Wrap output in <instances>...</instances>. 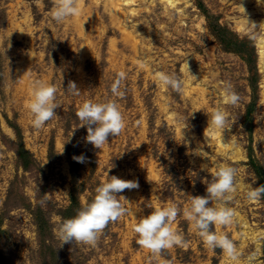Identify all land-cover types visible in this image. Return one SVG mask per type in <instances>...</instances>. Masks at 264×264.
I'll return each instance as SVG.
<instances>
[{"label":"rangeland","instance_id":"374dc122","mask_svg":"<svg viewBox=\"0 0 264 264\" xmlns=\"http://www.w3.org/2000/svg\"><path fill=\"white\" fill-rule=\"evenodd\" d=\"M56 2L0 0V264H234L204 244L182 211L187 195H207L205 180L218 166L238 168V179L253 188L264 185V48L263 40L248 37L244 22L245 15L259 27L264 3L76 0L80 15L56 24L49 15ZM223 40L247 45L250 56ZM140 61L182 76L183 93L162 87ZM119 72L126 74L125 94L114 99L126 126L97 149L86 142L87 127H79L76 112L85 100L113 98L109 88ZM35 80L58 89L57 117L39 130L27 108ZM69 81L81 97L65 94ZM225 81L241 101L225 106L230 129L223 132L207 128L205 112L220 106ZM222 139L234 141L235 151ZM199 148L207 158L196 154ZM80 155L84 163L73 159ZM107 173L138 183L116 194L131 204L122 201L134 217L110 222L95 248L77 242L61 247L54 234L57 218L74 217ZM45 194L42 207L37 201ZM167 203L181 210L171 227L189 246L153 257L137 243L133 225ZM231 207L234 223L212 230L228 235L242 258L255 252L256 264H264V199L249 202L241 190Z\"/></svg>","mask_w":264,"mask_h":264},{"label":"clouds","instance_id":"9594fccd","mask_svg":"<svg viewBox=\"0 0 264 264\" xmlns=\"http://www.w3.org/2000/svg\"><path fill=\"white\" fill-rule=\"evenodd\" d=\"M258 3H264V0H257ZM245 12V9L240 6ZM80 8L76 0H57L49 15L56 24H63L80 15ZM245 32L253 41L264 40V22L259 27L255 22H250L244 15ZM138 35H140L137 32ZM43 42L49 45V38L46 33L43 34ZM10 47V45H9ZM142 67L152 68V74L159 84L171 89L176 93H183L185 80L175 72H166L152 67L146 61L139 62ZM185 67L193 80L197 78L190 74L188 62ZM125 73H117L112 80L109 88L111 97L103 102H93L85 100L81 103L76 116L80 121L79 127H87L86 142L92 144L95 148L101 149L108 144V137L117 136L126 126L125 118L120 111L117 100L124 96L121 86L125 80ZM200 81V80H199ZM198 81V82H199ZM58 89L55 85L45 83L41 80H35L31 88V99L27 108L31 116L32 127L39 130L46 125V122L57 117L55 110L59 107L57 102ZM66 95L79 98L83 93L77 88V85L69 81ZM221 99L218 102L220 106L213 107L205 112L208 116L207 128L219 129L223 132L230 129V113L225 106H237L241 97L235 90L231 82H223L220 90ZM259 116V115H258ZM188 127L186 124L184 130ZM184 130L182 142L184 141ZM186 143V142H185ZM222 143L226 148L235 151L237 145L234 141ZM196 154L207 158L208 153L199 148ZM73 159L78 163H84V155L74 156ZM202 170L209 171L207 165H202ZM239 169L230 165L218 166L212 173L211 179L206 181V193L204 197L187 195V206L183 208V217L191 222L192 228L202 238L204 244L210 249H220L228 260L234 264H256L257 254L250 253L242 258L236 243L226 234L217 233L212 230L213 225L231 226L234 223L235 210L231 207V202L236 194L243 190L245 198L249 202H259L264 199V185L253 188L251 183L238 179ZM108 176V173H107ZM252 183H255L256 177L253 174ZM138 183L135 181L121 180L116 176H108L106 182L101 183L95 188L93 199L85 203L69 219H60V222L54 228L56 239L61 247L67 243L77 242L90 247H97L100 237L103 235L105 227L113 221L123 216H133L134 212L130 207H126L122 201L131 205L123 196L117 198V193L125 189H135ZM36 190L38 191L37 185ZM39 192V191H38ZM66 194V193H65ZM48 195L40 196L37 203L44 207L48 201ZM67 195V194H66ZM157 199H159L157 197ZM212 202V206L209 205ZM180 209L175 203L163 204L156 207L150 215L141 216L136 219L133 225V231L138 235L137 243L143 248L149 250L153 257L159 256L164 250L171 249L174 246L187 248V241L183 234L172 229L171 225L176 220ZM170 264V262H169Z\"/></svg>","mask_w":264,"mask_h":264},{"label":"trees","instance_id":"16d2710c","mask_svg":"<svg viewBox=\"0 0 264 264\" xmlns=\"http://www.w3.org/2000/svg\"><path fill=\"white\" fill-rule=\"evenodd\" d=\"M223 43L227 44V46L230 49H233L235 51H239V52L243 53L244 55L250 56L248 53V46L245 44L241 45V43L236 41V40H231V41H224L223 40Z\"/></svg>","mask_w":264,"mask_h":264},{"label":"bare ground","instance_id":"6f19581e","mask_svg":"<svg viewBox=\"0 0 264 264\" xmlns=\"http://www.w3.org/2000/svg\"><path fill=\"white\" fill-rule=\"evenodd\" d=\"M167 3H169L170 4V6L172 5V4H174L175 3V1L176 0H165ZM117 4V3H116ZM116 10V9H115ZM261 48H264V40L262 41V44H261ZM262 58L264 59V54L262 53Z\"/></svg>","mask_w":264,"mask_h":264}]
</instances>
